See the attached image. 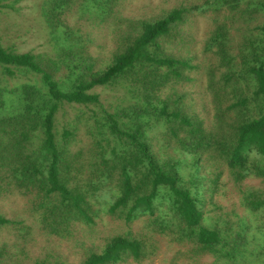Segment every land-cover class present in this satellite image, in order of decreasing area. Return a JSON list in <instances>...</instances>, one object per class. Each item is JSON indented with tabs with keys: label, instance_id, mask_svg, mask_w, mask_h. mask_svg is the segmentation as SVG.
Returning <instances> with one entry per match:
<instances>
[{
	"label": "trees",
	"instance_id": "trees-1",
	"mask_svg": "<svg viewBox=\"0 0 264 264\" xmlns=\"http://www.w3.org/2000/svg\"><path fill=\"white\" fill-rule=\"evenodd\" d=\"M126 3L44 0L55 55L0 45V198L26 201L0 210V264L12 254L2 234L26 248L35 224L79 264H141L157 237L193 264H264V0H194L153 19ZM191 13L210 20L200 55L175 54ZM102 24L113 50L99 56ZM197 81L200 111L185 88ZM98 88L124 89L128 104L109 110ZM65 105L98 110L58 134ZM230 184L241 211L219 203ZM104 218L124 230L105 232Z\"/></svg>",
	"mask_w": 264,
	"mask_h": 264
},
{
	"label": "rangeland",
	"instance_id": "rangeland-1",
	"mask_svg": "<svg viewBox=\"0 0 264 264\" xmlns=\"http://www.w3.org/2000/svg\"><path fill=\"white\" fill-rule=\"evenodd\" d=\"M44 0H22L15 4L13 7H0V45L6 49H11L15 53H27L33 54H48L50 56L55 55L53 45L49 41L48 29L42 19L41 6ZM194 0H128L125 4L123 13L128 17L153 19L158 18L171 11L174 8L181 6L190 8ZM11 4V3H7ZM5 5V4H4ZM111 26L102 24L101 28H98L100 38H105L103 51L96 52L99 56L101 54H109L113 50L111 34ZM210 29V20L203 16H198L195 13H191L185 28H182V40L177 41L172 45V52L175 54H184V52L200 55L202 43L206 38V35ZM113 33L116 34V31ZM189 36L192 38L190 39ZM182 42V43H181ZM108 44V45H107ZM106 46V49H105ZM63 72H60L61 75ZM22 80V79H21ZM200 82L197 81L193 85L186 86V94L188 98H193L194 106L197 111L201 109L200 101ZM96 94L102 97L104 106L109 110H114L116 106L127 105L128 101L125 97L124 89H106L98 88L95 90ZM186 97L185 100L188 99ZM92 109L98 110V108L91 106ZM84 108L83 106H69L65 105L58 114L57 133L61 134L62 130L68 127L76 118L82 113L92 114V110ZM228 182V180L226 179ZM245 186L261 187L257 181H248ZM237 187L230 184L228 185L226 192L227 195L219 200L221 206L228 210L241 211L237 200ZM26 201L21 197L10 196L8 199L0 198V210H2L8 217L16 212H22L20 207ZM27 224L32 225L34 219L28 216L25 218ZM106 218L100 222L101 227L105 232H113L116 229H123L124 224L118 221H112L110 224ZM103 223H107L104 225ZM139 227L134 228V232L139 231ZM34 233L36 239L33 244L26 247L21 241L16 242L15 239L10 238L8 232H4L1 237V241L8 244L11 249V261L9 264H55L56 258L61 257L62 264H79L74 254L79 250L74 251L73 248H65L66 243L57 240H46L38 229V225H34ZM160 248L158 255L141 264H193V262L185 257L186 249L176 247L174 244H169L164 238L157 237L155 240ZM97 242V241H96ZM98 243V242H97ZM19 245V246H18ZM25 248V249H24ZM63 254V256H61ZM214 259L206 257L201 264H212ZM127 264H135L130 261Z\"/></svg>",
	"mask_w": 264,
	"mask_h": 264
}]
</instances>
